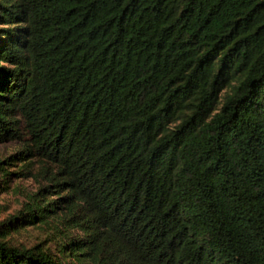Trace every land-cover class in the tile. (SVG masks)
<instances>
[{
  "label": "trees",
  "instance_id": "trees-1",
  "mask_svg": "<svg viewBox=\"0 0 264 264\" xmlns=\"http://www.w3.org/2000/svg\"><path fill=\"white\" fill-rule=\"evenodd\" d=\"M6 142L0 264H264V0H0Z\"/></svg>",
  "mask_w": 264,
  "mask_h": 264
},
{
  "label": "rangeland",
  "instance_id": "rangeland-1",
  "mask_svg": "<svg viewBox=\"0 0 264 264\" xmlns=\"http://www.w3.org/2000/svg\"><path fill=\"white\" fill-rule=\"evenodd\" d=\"M19 143L6 142L0 143V160L5 159L10 154L15 152ZM38 165L36 166L37 169ZM11 171L17 172L18 168H10ZM5 175L0 171V204L3 205L5 211L1 214L0 218L4 219L10 215L16 214L22 209L24 203L27 202L29 196L37 192V190L48 184V179L42 174H39L35 170L34 175L31 177H17L11 176V180L6 184L3 182ZM50 224H38L36 226H30L21 231L12 233L9 237L13 244L24 245L31 247L38 243H41L43 247L51 250L53 254L60 257L59 247L65 241H68L70 237H79L82 232L73 227H65L60 222ZM57 226V229L55 228ZM62 260L67 262H74V258L62 257Z\"/></svg>",
  "mask_w": 264,
  "mask_h": 264
}]
</instances>
